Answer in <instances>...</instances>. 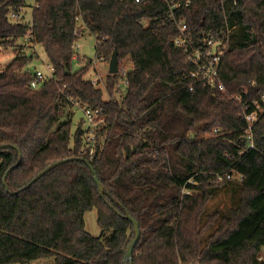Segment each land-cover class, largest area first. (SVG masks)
<instances>
[{
    "label": "trees",
    "instance_id": "obj_1",
    "mask_svg": "<svg viewBox=\"0 0 264 264\" xmlns=\"http://www.w3.org/2000/svg\"><path fill=\"white\" fill-rule=\"evenodd\" d=\"M26 7V0H0V48H14L31 32L27 48L43 47L55 77L32 89L37 55L23 48L0 73V146L22 154L7 178L9 192L3 180L19 153L0 150V264H125L135 238L128 214L141 230L133 264H264V115L249 149L242 102L230 98L245 101V90L257 96L252 83L264 93V0H191L175 17L163 0H41L31 25L10 22V13ZM179 18L198 44L219 37L227 23L232 29L219 72L227 94L202 84L190 91L194 68L174 45ZM86 30L98 57L109 62L117 50L119 63H132L120 100L121 73L107 78L106 99L86 78L92 60L73 70L74 45ZM67 96L104 110L106 140L93 161L79 153L82 122L72 132L76 113ZM233 183L239 204L206 237L219 218L204 215L213 192ZM94 209L98 237L86 229Z\"/></svg>",
    "mask_w": 264,
    "mask_h": 264
},
{
    "label": "built area",
    "instance_id": "obj_2",
    "mask_svg": "<svg viewBox=\"0 0 264 264\" xmlns=\"http://www.w3.org/2000/svg\"><path fill=\"white\" fill-rule=\"evenodd\" d=\"M34 5L32 9L34 10L38 7L41 0H34ZM165 1L170 10L175 17V12L182 7H189L191 5V0H187L185 3L172 1ZM135 3L140 4L142 0H134ZM23 18H26L28 22L32 23V17L28 18L23 13L12 12L9 15V20L12 23H17ZM177 24L179 28V35L174 41L175 47L182 50L186 56L187 63L194 68L190 73V78L193 79V83L190 85V91H194L195 84H202L211 90H218L221 93L227 94V90L224 84L220 80L219 72L222 59L229 47L231 40L232 29L228 28V23L223 32H221L219 37L208 36L204 37L203 43L198 44L192 34L188 32V25L184 18L177 19ZM31 32L25 38V40H30ZM79 46L77 43L74 45V60H79L80 57L77 54L79 51ZM99 61L105 62L103 56L98 57ZM122 76L127 75V71L120 68L119 74ZM55 68L49 63L46 65V72L41 70H36L33 80L30 83L32 89H39L43 83L47 80L54 79ZM93 82V81H92ZM93 84L97 85V83ZM253 92L257 96H252L250 91L245 90L246 99L243 100L242 97L231 95L230 98L236 101H241L243 107L242 117L246 122L247 128L245 131V137L248 140L249 149H255L253 131L256 124L264 115V93H258L255 83H252ZM120 90V89H119ZM67 102L73 106L76 111L83 114L82 119V136L81 145L79 153L83 157H87L89 160H95L101 155L103 145L106 140L103 130L107 127L106 117L104 110L99 107H92L83 104L79 100L74 98L66 97ZM220 130H216L215 133H219ZM233 176L228 175L226 180H232ZM221 182L224 178L219 179ZM239 180H243V176H239Z\"/></svg>",
    "mask_w": 264,
    "mask_h": 264
},
{
    "label": "rangeland",
    "instance_id": "obj_3",
    "mask_svg": "<svg viewBox=\"0 0 264 264\" xmlns=\"http://www.w3.org/2000/svg\"><path fill=\"white\" fill-rule=\"evenodd\" d=\"M27 7L24 9L23 12L26 17L28 18L32 17L33 13V5L34 0H26ZM25 45V46H24ZM27 45H30L28 43V40L20 39L16 46L14 48H0V73L5 71L6 68L12 63V61L15 59L17 52L19 49H22L26 53H34L36 54V58L31 63L30 68L31 70H41L46 72V65L49 64V60L47 58V55L43 49L42 46H37V48H27ZM77 45L80 47L77 54L79 55L80 59H75L73 61V70L77 71L82 66L86 65L88 60L93 61V66L89 70L88 74L86 75V78L93 81L94 83H97V87L102 89L104 98L108 99L109 95L106 93V87H107V78L109 77V62L105 61L104 63L99 61L98 55L96 52V38L91 35L87 30L84 32L82 38L77 42ZM24 46V47H23ZM86 59V60H85ZM111 60V59H110ZM132 63L129 60V58H125L120 62V68H123L127 71V73L131 70ZM118 92L115 93L116 99L120 100L123 96L126 95L128 90L127 85V77L125 76L120 77L118 82ZM70 110V108H69ZM73 112H75V118L74 123L72 127V132H75L79 124H81L83 119V114L79 111H75L71 109ZM232 181H240L238 176H233ZM213 198L210 201V203L207 206L206 212L204 215H212L216 212L219 213V218L216 220L214 226L207 232V235H210L215 228L218 226L220 219L223 216H226L230 213V211L234 208H236L239 204L240 199V190L237 184H226V186L218 188L216 191L213 192ZM86 221V229L87 231L95 237H98L101 234V229L98 225V212L96 209L92 210L86 215L85 218ZM207 221V218H203V223ZM205 237V239H206ZM134 240V239H133ZM49 261L44 260H38L33 261L30 264H49Z\"/></svg>",
    "mask_w": 264,
    "mask_h": 264
},
{
    "label": "water",
    "instance_id": "obj_4",
    "mask_svg": "<svg viewBox=\"0 0 264 264\" xmlns=\"http://www.w3.org/2000/svg\"><path fill=\"white\" fill-rule=\"evenodd\" d=\"M119 71H120V63H119V55H118V51L115 50L111 56V60H110V63H109V74L110 75H118L119 74ZM9 147H12L13 149H15L18 153H19V161L18 163L13 166L12 168H10L5 177H4V180H3V184L6 188L7 191L11 192L10 189H9V186L7 184V178L9 176V174L14 170L16 169L18 166H20L21 162H22V154L19 150L18 147L16 146H10V145H1L0 146V150L1 149H7ZM71 161L70 160H63V161H60V162H56V163H53L51 164L50 166L46 167L45 169H43L36 177H34L26 186H24L22 189H20L19 191H16V192H12L13 194H18L20 192H23V191H26L28 189H30L36 182H38L40 179H42L46 174H48L49 172L53 171L55 168L61 166L62 164H65L67 162ZM87 165L88 167L91 169L94 177H95V182L100 190V193L101 195L103 196L105 194V189L103 187V185L101 184L94 168L92 167V165L86 161V160H83ZM126 218L133 224L134 226V232H135V238L134 240L130 243L128 249H127V252L124 256V263L125 264H133V251H134V248L136 247L140 237H141V230H140V225H139V222L134 219L131 215H127Z\"/></svg>",
    "mask_w": 264,
    "mask_h": 264
}]
</instances>
